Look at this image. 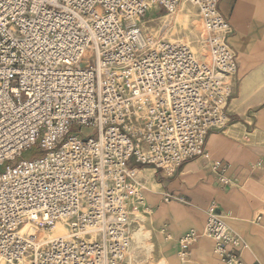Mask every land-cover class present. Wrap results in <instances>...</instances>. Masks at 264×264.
Instances as JSON below:
<instances>
[{
	"label": "built area",
	"instance_id": "1",
	"mask_svg": "<svg viewBox=\"0 0 264 264\" xmlns=\"http://www.w3.org/2000/svg\"><path fill=\"white\" fill-rule=\"evenodd\" d=\"M192 1L202 55L139 22L179 0H0V264H125L149 209L140 167L173 175L206 156L231 121L238 54L219 0ZM37 143L43 156L21 157ZM211 168L234 183L227 162ZM206 215L219 264H248L217 199ZM56 223L66 235H49ZM198 239H179L182 257Z\"/></svg>",
	"mask_w": 264,
	"mask_h": 264
},
{
	"label": "crops",
	"instance_id": "2",
	"mask_svg": "<svg viewBox=\"0 0 264 264\" xmlns=\"http://www.w3.org/2000/svg\"><path fill=\"white\" fill-rule=\"evenodd\" d=\"M218 8L233 28L229 42L238 54L236 92L229 107L237 119L226 131L211 133L205 157L185 162L174 175L153 168L154 175L159 173V181L155 178L158 189L149 185L145 176H139L147 188L149 212L154 208L157 222L167 224L166 231L170 229L177 237L178 246L186 231L204 229L207 208L217 199L223 213H229L235 227L250 237L264 253V235L243 222L250 221V217L264 206V0H219ZM253 121L256 125L254 131L245 136ZM216 159L230 165L229 175L234 178L235 185L227 187L219 183L211 168L212 160ZM167 194L172 196L171 199H166ZM141 221L139 226L144 217ZM164 237L160 232L159 251L162 255V250H166L168 259H172L171 264H176L174 243H164ZM194 245L191 252L194 257H187L180 264H192L194 261L215 264L218 257L210 238L202 237ZM246 250L243 252L244 260L248 264H256L248 261L260 257V253L251 248ZM261 257L264 262V256Z\"/></svg>",
	"mask_w": 264,
	"mask_h": 264
},
{
	"label": "rangeland",
	"instance_id": "3",
	"mask_svg": "<svg viewBox=\"0 0 264 264\" xmlns=\"http://www.w3.org/2000/svg\"><path fill=\"white\" fill-rule=\"evenodd\" d=\"M167 14H170L167 16ZM141 23L143 29L145 32L153 35L154 33L158 34L156 38L160 39H169V40H175V41H181L186 43L191 47V49L198 53L197 55L206 54V51L204 50L203 44H202V38L206 34L205 26L203 19L200 14V10L198 6L192 1V0H179L175 10L173 12H168L165 9L161 7H154L151 6V8L146 12L144 16H142L139 20ZM206 60V58H204ZM237 81V80H236ZM231 121L227 124V126L219 131L223 132L228 129V127L233 124L237 117L232 115ZM255 121L252 122L251 125L247 128L244 135H249V133H252L255 129ZM83 132L87 131V129H82ZM80 132V125H73L71 128V133H78ZM244 136V138H246ZM44 152L42 151V148L40 147V144H35L32 148L27 149L23 151L22 158L26 160H34L36 158H39L43 156ZM19 158L18 160H20ZM8 162H6L1 168H0V174L5 170L6 165ZM179 170V169H178ZM177 170V171H178ZM177 171L175 173H177ZM174 173V174H175ZM138 174L140 176H145V179L148 181L149 185H153V187L158 189V184H156V177L158 179L159 173L154 175V170L151 166H142L140 167V171H138ZM173 174V175H174ZM147 185V184H146ZM235 185L234 183L227 185V187ZM226 186V185H225ZM262 195H264V189L262 191ZM146 210V209H145ZM145 210L141 209L137 211V219L143 220V223L139 226V221L135 219L134 217V225L133 230L139 229L140 235L137 237V250L129 251L127 253L125 264H171L172 259H168L167 257V251L162 250V255L160 253V242H159V235L160 232L163 233L164 237V243H167L168 241L173 242L174 247L176 249L175 255L177 258H175L176 264H180L182 260H186L187 257H194V255L191 254L194 244H198L201 240V236L199 239L193 243L190 246V249L188 251V255L186 257H182L180 254V247L177 244V237H174V235L170 232V229L168 232L170 234H166V223L165 222H157L155 218V212L154 208H152L151 212H145ZM260 212L264 213V206L260 209H258L251 217L250 221H243L247 226L251 228H256L260 231L261 234L264 235V216H263V222H261V225H256L252 220L257 217ZM225 215L228 216V221L231 225V227L236 230L247 242L248 248L246 249H253L257 250V252L260 253V257L258 258H252L251 261H248L249 263H256V264H264L263 259L261 257L264 256L263 251L261 250V247L258 245H255L250 237L245 235V233L242 230H239L235 225L233 224L232 219L229 218V213L225 212ZM143 216V217H142ZM142 222V221H141ZM56 225V224H55ZM206 225V223H205ZM152 230V233L151 231ZM191 230H196L195 228ZM186 231L187 232H190ZM167 232V233H168ZM208 233V232H207ZM53 234V229L51 232H49V235L51 236ZM153 236V240H152ZM211 240L214 243L213 238L209 235ZM166 238V239H165ZM156 243V248L155 244ZM193 246V247H192ZM245 249V251H247ZM136 251H140V253L136 254ZM213 251H214V245H213ZM216 256H219L216 252H214ZM174 260V259H173ZM221 261V258L219 257L218 260L215 262V264H219ZM192 264H201L200 262H192Z\"/></svg>",
	"mask_w": 264,
	"mask_h": 264
},
{
	"label": "bare ground",
	"instance_id": "4",
	"mask_svg": "<svg viewBox=\"0 0 264 264\" xmlns=\"http://www.w3.org/2000/svg\"><path fill=\"white\" fill-rule=\"evenodd\" d=\"M170 14H167V16H169ZM154 35L157 37L158 34L154 33ZM196 53V52H195ZM198 54V53H196ZM146 190L147 188H145L144 190V194H145V202H146ZM147 204V203H146ZM150 209H148V213H149ZM138 213V212H137ZM135 214V219H137V215L138 214ZM138 220V219H137ZM139 221V220H138ZM196 234L198 237L201 236L202 237H206V238H210L209 237V233H207V219H206V225L204 226V229L202 231H199V230H195ZM67 234V229L65 227L64 224L62 223H56V225L53 227V234H51V236H64ZM140 235V231L139 229L137 230H133V234H132V243H131V246H130V249L129 251H133V250H137V237H139ZM211 239V238H210ZM193 247V246H192ZM214 252H216L215 250V246H214ZM140 253V251H136V254ZM217 253V252H216ZM218 254V253H217ZM218 258L220 256H217Z\"/></svg>",
	"mask_w": 264,
	"mask_h": 264
}]
</instances>
